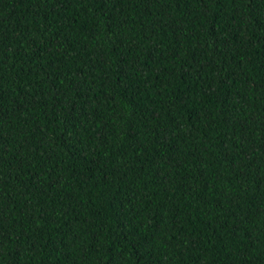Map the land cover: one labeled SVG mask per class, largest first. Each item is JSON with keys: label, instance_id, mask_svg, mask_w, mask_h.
I'll return each mask as SVG.
<instances>
[{"label": "trees", "instance_id": "16d2710c", "mask_svg": "<svg viewBox=\"0 0 264 264\" xmlns=\"http://www.w3.org/2000/svg\"><path fill=\"white\" fill-rule=\"evenodd\" d=\"M0 264H264V0H0Z\"/></svg>", "mask_w": 264, "mask_h": 264}]
</instances>
